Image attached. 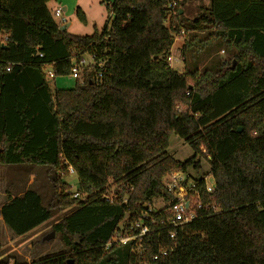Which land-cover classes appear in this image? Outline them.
<instances>
[{"label": "trees", "instance_id": "16d2710c", "mask_svg": "<svg viewBox=\"0 0 264 264\" xmlns=\"http://www.w3.org/2000/svg\"><path fill=\"white\" fill-rule=\"evenodd\" d=\"M49 1L0 0V166L44 168L52 190L47 203L31 188L7 194L2 223L22 237L73 209L51 227L64 251L33 263L264 264V0H210L186 24L181 8L170 14L172 0H114L109 25L89 36L60 31ZM180 32L183 55L197 58L217 43L229 57L203 70L195 62L172 69ZM84 53L94 63L83 81L51 89L43 68L69 76ZM171 135L191 157L167 152ZM201 159L215 180L210 193ZM69 169L82 198L65 182ZM189 169L199 204L192 221L172 227L165 205L142 241L105 248L154 200L173 202L163 178ZM109 189L112 202L102 197ZM10 263L28 264L0 259Z\"/></svg>", "mask_w": 264, "mask_h": 264}, {"label": "rangeland", "instance_id": "374dc122", "mask_svg": "<svg viewBox=\"0 0 264 264\" xmlns=\"http://www.w3.org/2000/svg\"><path fill=\"white\" fill-rule=\"evenodd\" d=\"M114 0H51L47 3L53 19L57 24L64 26L69 24L66 31L72 35L89 36L95 31L101 32L105 26L109 25L112 19L110 5ZM175 9L170 14H175L176 8H181L180 17L183 24L191 22L199 13L210 5V0H175ZM59 8L62 12L60 17L54 15V10ZM80 9L86 19L85 23L78 20L76 9ZM168 24V22H166ZM184 33H175L174 42L171 47L170 67L178 72L190 69L191 63L195 62L199 70L214 66L217 61L226 60L229 53L222 50L215 43L206 51L194 58L190 53L185 55L181 53V47L184 41ZM81 58L85 62L92 63L88 53L82 54ZM82 76V75H81ZM79 81L76 77L62 76L56 77L54 80L47 79L48 86L51 89L56 88H72ZM167 152L179 161H184L192 156L193 151L190 146L181 138L171 135ZM209 165L201 159V168L199 175L208 172ZM70 175L65 178V182L70 185V192L77 191V176L71 169ZM189 173L195 176V171L189 169ZM198 176V175H197ZM34 189L40 193L43 202L47 203L51 196L52 190L50 183L46 177V170L39 166L18 165V166H0V206L4 202L7 194H16L25 189ZM114 187H111L113 190ZM81 198L84 196L80 194ZM155 207L165 205L163 199H156L153 202ZM72 208H64L53 214V216L45 223L22 237L14 236L2 223H0V259L6 261L9 257H16L28 264H34L36 261L45 256H51L64 251L58 236L48 241H42V238L51 232V227L61 217L71 212Z\"/></svg>", "mask_w": 264, "mask_h": 264}, {"label": "built area", "instance_id": "2783aa9c", "mask_svg": "<svg viewBox=\"0 0 264 264\" xmlns=\"http://www.w3.org/2000/svg\"><path fill=\"white\" fill-rule=\"evenodd\" d=\"M176 5L175 0H172L169 7L172 9ZM54 15L56 17H60L62 12L59 8L54 10ZM92 63L85 62L83 58H79L77 61L73 62V66L71 68V73L69 77H76L80 82L83 81V77L81 76L82 70L84 68H89L94 63V57L90 55ZM168 62L171 61V56L167 58ZM102 63L99 62L98 66ZM43 73L46 79L54 80L55 74L53 70L49 66H45L43 68ZM202 177V181L204 183V190L208 193L212 192L215 188V180L210 171L204 173ZM163 186L168 194V196L173 198V202H165V205H168L167 211L170 212V221L169 224L172 227H177L185 223H189L195 218V206L199 205L197 203L196 198H198V190H197V181L194 176L191 175L188 171H171L167 173V175L163 178ZM73 198H78L80 193L78 191L72 192ZM102 197L106 201L112 202L116 195L111 192V190H107L102 193ZM124 201H126L124 199ZM154 202V201H153ZM153 202L147 205V209L140 214L135 221L128 223L127 225H121L120 230L117 231L116 235L105 245V248H111L117 245H124L129 243L130 241L135 242L136 244L143 240L145 236L150 232V227L148 223L155 224V220L152 218L151 214L155 210H160L161 207H155ZM164 205V206H165ZM175 232L171 231L169 233V237L173 238ZM167 254L166 250H162L158 254H154L151 257L152 261L157 260L160 256H164ZM13 264V263H10ZM142 264H147V262H143Z\"/></svg>", "mask_w": 264, "mask_h": 264}, {"label": "water", "instance_id": "95a60500", "mask_svg": "<svg viewBox=\"0 0 264 264\" xmlns=\"http://www.w3.org/2000/svg\"><path fill=\"white\" fill-rule=\"evenodd\" d=\"M67 27H68V25L66 24V25H64V26H61L59 30H60V31H64V30H66ZM240 130H241V129L239 128L238 131H240ZM54 236H55V233H54L53 231H51L50 233H48L46 236H44V237L42 238V241H48V240L54 238ZM68 264H72V261L69 260V261H68Z\"/></svg>", "mask_w": 264, "mask_h": 264}, {"label": "crops", "instance_id": "0c3cea01", "mask_svg": "<svg viewBox=\"0 0 264 264\" xmlns=\"http://www.w3.org/2000/svg\"><path fill=\"white\" fill-rule=\"evenodd\" d=\"M69 26V24H67ZM26 190V189H25ZM1 207V206H0ZM0 223H2L1 216H0ZM3 224V223H2Z\"/></svg>", "mask_w": 264, "mask_h": 264}]
</instances>
